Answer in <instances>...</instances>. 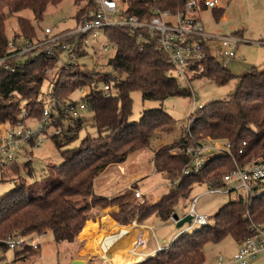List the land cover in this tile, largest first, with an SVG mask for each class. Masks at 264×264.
Segmentation results:
<instances>
[{
  "label": "trees",
  "instance_id": "trees-1",
  "mask_svg": "<svg viewBox=\"0 0 264 264\" xmlns=\"http://www.w3.org/2000/svg\"><path fill=\"white\" fill-rule=\"evenodd\" d=\"M62 0H0V54L6 47V18L17 14L16 23L26 37L36 35L29 20L18 14L30 10L35 21L42 20L48 5H57ZM77 9V19L93 7L92 0H73ZM85 2L80 7V3ZM185 0H129L128 13L148 17L152 7L175 11L183 7ZM219 20L223 7L212 9ZM75 18V17H74ZM105 36L112 43L115 52L107 59L108 71L90 69L79 61L76 65L58 67L53 80L51 94L59 101L71 100L78 88L87 86L85 96L87 110L92 113V123L97 136L92 140L87 135L74 148L67 147L77 138L82 128V118L63 127L62 132L51 138L58 149L62 162L55 167L56 176L39 187L16 186L0 196V252L8 247L4 239L14 232L20 234H44L49 231L56 242L67 241L82 244L78 240L86 220H95L97 214L91 211L100 206L118 201L119 210L111 212L112 219L120 224H128L136 218L144 224L152 216L163 222L176 212L181 198L189 196L196 184L223 185L222 176L233 171L236 166L245 167L251 159H264V69L251 67L235 76L204 47V57L190 64L192 78L205 77L216 84H227L237 78L234 91L227 99L213 100L202 104L193 112L191 134L195 140L206 138L227 140L231 144V155L217 154L210 157L197 172L184 175L182 170L189 161L184 148L189 143L181 137L173 146H161L154 151L152 162L156 172L166 174L171 182L168 190L151 203L132 204L122 201L129 197L121 193L107 200V196L97 195L93 184L95 176L111 164L123 162L128 154L148 145L157 130L171 129L173 118L160 105L143 109L140 117L128 121L132 110L131 92L139 91L141 99L157 100L162 104L173 96H185L189 91L181 87L177 80L169 76L171 65L163 52L156 48V42L122 27L104 29ZM234 34L240 35V31ZM88 51L78 53L80 59ZM55 66V59L39 57L17 67L14 72L0 69V121L11 126L21 122L23 110L27 116L39 118L44 100L39 99L41 86L45 80V70ZM98 83L109 85L112 94L106 97L100 91H93ZM177 147L178 151L170 152ZM241 150V152H239ZM15 169L18 166H11ZM27 173L31 167L26 163ZM174 183V184H172ZM264 187V180L258 187ZM76 197H90L91 202L79 204ZM101 215V214H99ZM251 222L264 225V188L252 193L248 204L243 196L230 199L221 205L212 216V221L196 229L180 234L172 243L154 255L135 264H202L205 260L204 245L218 243L229 236L237 244L251 234ZM95 224L87 223L80 236L87 230L94 234ZM101 237L102 231L96 234ZM17 258H25L29 247L15 248ZM86 264L94 263L90 259Z\"/></svg>",
  "mask_w": 264,
  "mask_h": 264
},
{
  "label": "rangeland",
  "instance_id": "rangeland-1",
  "mask_svg": "<svg viewBox=\"0 0 264 264\" xmlns=\"http://www.w3.org/2000/svg\"><path fill=\"white\" fill-rule=\"evenodd\" d=\"M119 1L129 3V0ZM84 4L85 2L80 3V7ZM221 5L224 10L223 14L227 16V19L220 18L216 20L211 9L202 13V19L207 30L213 33L219 32L220 34H230L242 30L240 36L247 40V42H241L237 47V53L241 56L240 58L226 59L223 55V48L217 41H213L210 44L211 53L235 76H239L251 67H257L259 70L264 69V0H221ZM78 8L79 6L73 0H62L57 5H48L42 20L39 22L34 20L30 10L26 9L18 14L26 17L36 30L37 35H41L43 28L48 26L55 29L71 26L73 18L77 19L76 13ZM16 16L17 14H12L6 18L5 29L7 37L12 32H20L16 23ZM91 45L88 48V54L81 58L80 62L90 69L108 71L107 59L113 56L115 52L112 43L100 37L97 40L91 41ZM103 45L108 47L106 51L103 50ZM57 68L54 66L45 73L46 78L41 86L43 93H46L47 89L52 88L53 80L57 76ZM188 78L189 84L197 96L195 107L199 103L205 104L213 100L227 99L237 84L236 77L224 85L216 84L205 77L192 78L190 74H188ZM180 83L183 82L180 81ZM82 88L87 89V86H83ZM184 88L189 89L187 86ZM71 98L79 100L81 98L80 92L78 90L74 91ZM131 99L132 110L128 121L137 120L143 109L155 108L162 105L163 109L173 118L172 127L171 129L157 130L146 147L131 152L123 162L108 165L99 171L95 176L93 188L97 195L107 196V200L121 193H127L129 197L122 201H130L132 204L151 203L159 199L171 186V182L166 178V174L163 173L164 175H162V173L154 171L155 167L152 162L154 151L161 146H173V144L179 143L181 137H185L183 126L190 116L192 99L190 94L173 96L165 99L160 104L157 100L142 101L139 91L131 92ZM80 116L83 123L82 128L79 130L77 138L68 144L67 147L74 148L78 146L86 135L87 138L92 140L91 136L94 137L98 134L92 123V113L87 109L81 110ZM74 120L65 118L63 120V127L66 128L68 125L73 124ZM177 151V147L170 149L172 153ZM29 154L32 156V160L29 162L31 167L30 174L27 173L25 163L27 155L19 156L17 160L18 168L8 167L3 174V179L0 181V196L14 188L17 183H25L26 187L36 188L47 181L53 180L56 176L55 167L62 162V158L50 138L44 140L38 148L33 149ZM136 189L141 193V197L139 198L134 196V190ZM208 189L209 186L205 183L194 185L189 196L181 198L178 201L175 213L179 217L189 213L192 202L195 199L193 204L195 211L206 215L208 221L211 222L213 214L221 205L233 198V193H211ZM76 198L79 204L91 202L90 197ZM110 207H115L116 209L108 212ZM119 208L118 201H114V203H109L104 208L98 206L91 212L97 214L96 219H100L105 213L117 212ZM134 221H136V218L131 223ZM147 223L154 224L153 230L149 229V249L156 248V241L160 242V244L168 245L172 237L188 225L185 223L181 227H176L175 223L171 221L163 222L157 216L147 219L144 224ZM197 227L199 226H193L190 231ZM131 229V226H127L123 236ZM90 232L92 231L87 230L83 235H86V233L90 235ZM30 235L40 238L39 250H29L25 258H17L15 250L7 248L4 252H0V264H69L70 259L75 256L78 258L75 257L76 259L74 260H84L83 257H80L81 255L78 256L76 254L83 247V244L79 245L67 241L56 242L49 231L44 234L34 233ZM95 236L97 240L102 238L97 235ZM163 239L165 242H162ZM104 241H102L101 246L105 245L103 244ZM86 247L89 250L93 248L92 245L88 244ZM235 248L236 245L229 236L218 243H206L203 248L205 260L202 264H215L218 254H231ZM107 253L105 252V256L103 257H106ZM102 261L103 263L100 259L92 260L94 263L108 264L104 259ZM249 264H264V250L259 251L256 258L250 260Z\"/></svg>",
  "mask_w": 264,
  "mask_h": 264
},
{
  "label": "built area",
  "instance_id": "built-area-1",
  "mask_svg": "<svg viewBox=\"0 0 264 264\" xmlns=\"http://www.w3.org/2000/svg\"><path fill=\"white\" fill-rule=\"evenodd\" d=\"M92 2L93 7L78 19L73 18L71 26L58 29L48 26L43 28L41 35L36 33L32 37H26L21 32H12L7 37L4 52L0 54V69L11 73L18 66L34 62L39 57L55 59L56 67L76 65L80 61L78 53L87 52L92 46L91 41L100 37L107 40L104 33L105 28L122 27L129 32L136 33L140 39L148 36L155 40L156 48L167 57L171 65L169 76L175 78L181 87L187 86L192 99L190 116L183 126L185 138L189 140L184 148L185 153L189 155V161L182 173L187 175L199 171L210 157L217 154L231 155L229 141L211 138L195 140L190 128L194 120L193 112L202 107L201 103L195 107L197 96L188 81L190 64L204 57V47H209L211 51L210 44L213 41L220 43L226 59L240 58L237 47L239 43L247 42L234 32L220 34L207 30L202 13L209 9L222 7L221 0H185L183 7L175 11L155 6L151 8L148 17L128 13V2L119 0H92ZM107 49L108 47L103 45V50ZM49 70L50 68H47L45 73ZM88 89L80 87L78 91L81 98L75 102L59 101L50 93L51 89H47L46 93L41 92L39 95V99L44 100L45 103L39 118L27 116V112L23 110L21 113L23 120L16 125L11 126L8 122L0 121V181L8 167L18 166L19 156L27 155L25 163L30 162L32 156L29 153L33 149L38 148L44 140L61 134L59 121L63 122L65 118L81 117V110L87 109L85 96ZM92 90L100 91L106 97L112 94L106 83L93 85ZM263 180L264 159L253 158L245 167L236 166L233 171L224 174L222 176L223 185H208V191L233 193L232 199L234 200L243 196L245 203L248 204L252 193H257L264 188L260 186L256 189L258 182ZM134 196L141 197L138 189L134 190ZM194 201L189 211L192 216L191 221L172 237L170 243L180 234L189 232L193 226L208 223L206 215L195 211ZM169 221L176 223L172 215ZM250 227L251 234L238 243L237 248L229 256L218 254L215 264H249L250 260L256 258L259 251L264 250V225L251 222ZM146 228L153 230L154 227L146 225ZM39 239L33 235L27 236L14 232L7 235L4 242L10 249L29 247L32 250H39ZM165 246L156 241L154 253L164 249Z\"/></svg>",
  "mask_w": 264,
  "mask_h": 264
},
{
  "label": "crops",
  "instance_id": "crops-1",
  "mask_svg": "<svg viewBox=\"0 0 264 264\" xmlns=\"http://www.w3.org/2000/svg\"><path fill=\"white\" fill-rule=\"evenodd\" d=\"M221 18L227 19V16L223 14V17ZM238 31H240V34H242V30H238ZM154 171H156L155 168H154ZM162 175L164 174L162 173ZM113 209H116V208L110 207V210H108V212ZM108 212L105 213V215H103L100 219L86 220L85 224L83 225L82 229L87 223L95 224L96 225L95 234H92V232H90V235L86 233V235H82L83 236L82 237L80 236L82 229L79 232L78 240L82 242L83 247L76 254L78 256L81 255L80 257H83L84 260H81V261H84L86 263L90 259L91 260L100 259L101 262L103 263L102 260L104 259L108 264H135L136 262H140L143 259L154 255L155 249L154 248L149 249L150 234H149V229L146 228V225L154 227V224L152 223L138 224L136 223V221H134L130 224L123 225V224L116 222L114 219H112L109 216ZM106 221H112L117 228H115V230H112L111 232V230H109V228H107V226L104 225ZM127 226H131L132 229L128 231V233L125 236H123L124 234L123 233L118 239H116V237L114 236L119 235V233H121ZM100 231H102L103 235H101L102 237V238L100 237L101 239L97 240L95 235ZM103 238L105 241L103 240ZM102 241H104L103 244H105L106 246L105 245L101 246ZM162 242H165V240L163 239ZM234 243L237 248V243L236 242ZM87 244L92 245L93 247L92 250H89L88 247H86ZM116 251H120V252H116ZM105 252H108V253L106 257H103L105 256ZM229 255L230 254H227L226 256H229ZM75 257L70 259L69 264L74 259L78 258V257L76 258Z\"/></svg>",
  "mask_w": 264,
  "mask_h": 264
},
{
  "label": "water",
  "instance_id": "water-1",
  "mask_svg": "<svg viewBox=\"0 0 264 264\" xmlns=\"http://www.w3.org/2000/svg\"><path fill=\"white\" fill-rule=\"evenodd\" d=\"M172 216L174 220H176L175 223L176 227H181L184 223H189L192 218V216L189 213L183 215L182 217H179L176 213H174ZM71 264H86V263L80 260H73Z\"/></svg>",
  "mask_w": 264,
  "mask_h": 264
},
{
  "label": "bare ground",
  "instance_id": "bare-ground-1",
  "mask_svg": "<svg viewBox=\"0 0 264 264\" xmlns=\"http://www.w3.org/2000/svg\"><path fill=\"white\" fill-rule=\"evenodd\" d=\"M104 225L107 226V228H109V230H111V232H112V230H115V228H117L112 221H106L104 223ZM123 233H125V229L121 233H119V235H117V236L115 235L114 237H116V239H118ZM116 252H120V251H116ZM119 254H121V253H119Z\"/></svg>",
  "mask_w": 264,
  "mask_h": 264
}]
</instances>
